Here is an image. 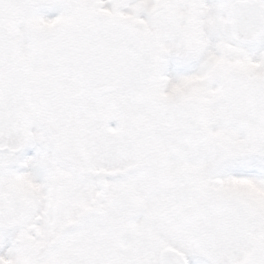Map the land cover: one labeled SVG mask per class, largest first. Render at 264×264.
I'll return each instance as SVG.
<instances>
[{
  "label": "snow or ice",
  "instance_id": "6c2138e0",
  "mask_svg": "<svg viewBox=\"0 0 264 264\" xmlns=\"http://www.w3.org/2000/svg\"><path fill=\"white\" fill-rule=\"evenodd\" d=\"M0 264H264V0H0Z\"/></svg>",
  "mask_w": 264,
  "mask_h": 264
}]
</instances>
